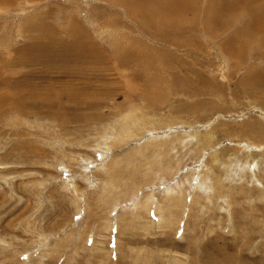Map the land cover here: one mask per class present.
<instances>
[{"label":"rangeland","instance_id":"374dc122","mask_svg":"<svg viewBox=\"0 0 264 264\" xmlns=\"http://www.w3.org/2000/svg\"><path fill=\"white\" fill-rule=\"evenodd\" d=\"M256 10L264 29V0H0V91L35 92L0 106V264H264ZM53 38L91 70L14 68Z\"/></svg>","mask_w":264,"mask_h":264},{"label":"bare ground","instance_id":"6f19581e","mask_svg":"<svg viewBox=\"0 0 264 264\" xmlns=\"http://www.w3.org/2000/svg\"><path fill=\"white\" fill-rule=\"evenodd\" d=\"M123 1V0H122ZM155 3H156V1H154ZM241 2V1H240ZM124 3V2H123ZM254 4V3H253ZM243 5H244V3H243ZM238 6V5H237ZM254 6V5H253ZM231 7V6H230ZM241 7V6H240ZM245 7H247V6H245ZM253 8V7H252ZM169 9V8H168ZM235 9H237V8H235ZM259 9V8H258ZM228 10V9H227ZM250 10V9H249ZM251 11V10H250ZM169 12V11H168ZM236 12V11H235ZM222 13V12H221ZM221 13H219V14H221ZM220 16V15H219ZM224 16V15H223ZM230 16V15H229ZM256 17H259V19H257ZM227 17H225L224 19H226ZM237 19V18H236ZM256 19V23H254V28L251 26L249 29H251V31H253L254 32V30L256 31V34L257 33H261V29H262V22H260L262 19H261V17H260V15H259V13H258V11L256 10V14L254 15V20ZM238 21V20H237ZM215 22V21H214ZM218 23H220L222 26H224L222 23H223V21L221 22L220 20L218 21ZM218 23H214L215 25L217 24L218 25ZM235 24V23H234ZM227 26V25H226ZM219 30V29H218ZM262 30H264V29H262ZM230 31V30H229ZM243 31V30H242ZM227 33V32H226ZM244 33H245V31H244ZM251 35V34H250ZM77 36V38L75 39L76 40V42L74 43V45L73 46H78V45H80V46H82L81 44H83V43H85L86 41H83V38L81 37V35H80V37L78 36V35H76ZM73 38H75V37H73ZM77 39H78V41H77ZM61 41V42H60ZM42 41H40V40H36L35 41V43H38V45H32L31 44V46H28L25 50L26 51H31V49H36L37 47L38 48H45V49H47V48H49V49H52L51 51H50V53H46V51L44 52V55H42V54H37V53H35V52H33V54H32V56L31 57H28V58H18L17 59V61H16V64H14V68H22L24 65H30L31 67L32 66H36V65H41V66H43V68L45 69V70H47V69H56V70H59L60 71V73L62 74H65L66 76H68V78H69V76H74V75H77L78 76V73L77 72H80V73H83L84 74V70H85V68H90V70H91V68L93 67H90L91 66V64H92V62H91V64H90V60H92V59H90L89 61H87V62H85V60H84V58H83V56L85 55H83L82 53H84V52H80V51H78V52H80V53H78V52H74V49H71L69 46H71V44L69 45V46H67V45H64L65 43H63V41L62 40H59V41H57L55 38H53V39H51V40H49V42L48 43H45V42H42ZM234 42V41H233ZM256 42V41H255ZM264 42V41H263ZM89 43V42H88ZM40 44V45H39ZM85 44H87V43H85ZM87 45H90V47L89 46H87V47H89V48H91L92 50H93V54H95V49H94V47H93V45H91L90 43L89 44H87ZM229 45V44H228ZM227 45V46H228ZM232 45V44H231ZM57 46H59V47H61L62 49H57ZM83 46H84V44H83ZM82 46V47H83ZM234 46H236V45H234ZM223 47V46H222ZM221 47V48H222ZM233 47V46H232ZM83 49V48H82ZM87 49V48H86ZM229 49V48H228ZM76 50V49H75ZM230 51V50H229ZM236 51V50H235ZM25 52V51H24ZM97 53V52H96ZM100 53V52H99ZM88 55V54H87ZM98 55V54H97ZM97 55H95V56H97ZM237 56V55H236ZM98 57V56H97ZM99 57H101V56H99ZM92 58V57H91ZM234 58V57H233ZM235 59V58H234ZM238 59V58H237ZM81 67H83L82 69H81ZM14 68H11V69H14ZM26 68H27V66H26ZM94 69V68H93ZM33 71V70H32ZM86 71V70H85ZM88 71V70H87ZM89 72V71H88ZM42 73H44V72H42ZM80 75V74H79ZM46 76V75H45ZM19 77H21V76H19ZM82 77H84V76H82ZM55 79V78H54ZM77 79V78H76ZM5 80H7V79H4L3 81H5ZM29 80L30 81H32V80H34L33 78H29ZM63 80V79H62ZM78 80V79H77ZM80 80V79H79ZM78 80V81H79ZM81 80L83 81V78H81ZM261 80V79H260ZM15 84H19L18 82H23L24 81V79H16L15 78ZM70 81H71V79H70ZM264 81V80H263ZM69 84H70V82L69 81H67ZM88 82V81H87ZM10 83V82H9ZM63 83H66V82H63ZM68 83H66L67 85H68ZM73 83V82H72ZM71 83V84H72ZM7 84V83H6ZM81 84V83H80ZM8 85V84H7ZM1 87L3 86V85H0ZM29 86L30 87H32V85L31 84H29ZM72 86H74V84L72 85ZM89 86V85H88ZM28 87V86H27ZM69 87H70V85H69ZM6 88V87H5ZM16 88V87H15ZM32 92H34L33 90H32ZM32 92H29V97L27 96V94H26V96H24V97H22L21 95H19L20 97H14V96H9V97H7L6 96V94L5 93H3V92H1L0 91V106L1 105H4L5 103V105L6 106H8L9 108L8 109H12V111H17V109H20V111H25L26 112V110L23 108L24 106H25V104H26V106H27V104H29V106H30V103L32 102V101H30L29 102V99L30 100H33V95H35V92L34 93H32ZM8 93V92H7ZM21 94H22V92H20ZM40 94V93H39ZM68 97H72V96H68ZM75 97V96H74ZM42 99V98H41ZM69 98H67V100H68ZM49 101V100H48ZM52 101V100H51ZM73 101V100H72ZM46 102V101H45ZM57 102V101H56ZM75 102V101H74ZM37 103V102H36ZM52 104V103H51ZM4 105V106H5ZM3 110H4V108H3ZM5 111H6V109H5ZM4 111V112H5ZM1 112H2V110H1ZM3 113V112H2ZM32 114V113H31ZM127 122V121H126ZM127 126V125H126ZM126 128V127H125ZM127 132V131H126Z\"/></svg>","mask_w":264,"mask_h":264}]
</instances>
